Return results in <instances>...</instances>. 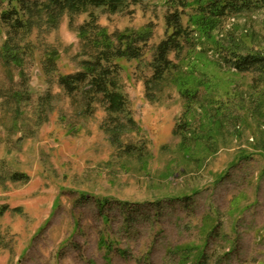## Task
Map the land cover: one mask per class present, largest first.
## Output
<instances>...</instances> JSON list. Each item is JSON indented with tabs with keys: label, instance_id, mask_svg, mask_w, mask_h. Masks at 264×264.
<instances>
[{
	"label": "rangeland",
	"instance_id": "1",
	"mask_svg": "<svg viewBox=\"0 0 264 264\" xmlns=\"http://www.w3.org/2000/svg\"><path fill=\"white\" fill-rule=\"evenodd\" d=\"M194 1L181 15L190 43L158 82L166 0L93 11L108 33H151L140 59L119 60L127 113L86 106L56 82L80 69L88 13L32 30L21 63L0 57V264H195L201 253L264 264V70L238 71L219 50L264 55V7L202 24L194 9L206 0ZM49 47L57 71L46 76ZM186 87L197 92L187 107Z\"/></svg>",
	"mask_w": 264,
	"mask_h": 264
},
{
	"label": "trees",
	"instance_id": "2",
	"mask_svg": "<svg viewBox=\"0 0 264 264\" xmlns=\"http://www.w3.org/2000/svg\"><path fill=\"white\" fill-rule=\"evenodd\" d=\"M145 0H0L5 8L0 12V24L5 28V38L0 46V57L4 64H19L29 54L30 43L25 40L32 30L49 33L58 28L64 16L72 18L82 12L88 13V19L77 27L81 39L80 69L59 74L56 77L58 86L68 97L77 94L83 96L85 105L99 100L108 113L121 114L129 111L126 96L120 91L119 77L121 66L119 60H138L142 57L144 48L151 37L146 32H118L108 33L98 22L93 13L101 9L104 13H117L128 5L141 4ZM194 0H166L168 6L164 16L166 30H170L166 37L155 48V56L151 63L152 76L150 81L158 82L164 75L177 68L169 58L171 52L180 53L183 42L190 43V33L183 26L181 15L184 9ZM196 10L201 16V23L205 24L208 17L222 18L226 14H237L251 8L264 7V0H206L196 3ZM193 31V29L191 30ZM223 61L238 71H245L258 66L264 70L263 54L241 55L232 49H224ZM57 50L49 47L44 51L41 60L42 70L46 76L57 71ZM149 81V82H150ZM147 88V83H146ZM186 101V107L197 100V92L190 93L188 87L181 93ZM128 122L132 123L131 119ZM112 141L117 135L112 134ZM127 148V152L129 151ZM18 180L16 174L11 175ZM99 204L100 211L105 204ZM7 210L0 208V216ZM18 209H14L16 211ZM195 264H209L203 253Z\"/></svg>",
	"mask_w": 264,
	"mask_h": 264
}]
</instances>
